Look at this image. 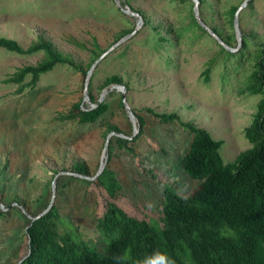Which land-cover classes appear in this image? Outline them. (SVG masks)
I'll list each match as a JSON object with an SVG mask.
<instances>
[{
	"label": "rangeland",
	"instance_id": "1",
	"mask_svg": "<svg viewBox=\"0 0 264 264\" xmlns=\"http://www.w3.org/2000/svg\"><path fill=\"white\" fill-rule=\"evenodd\" d=\"M141 16L139 29L94 68L86 95L98 100L111 85L125 87L134 123L113 90L107 111L92 124L66 118L83 103L85 75L111 45L135 29L138 18L114 0H0V37L23 50L46 43L80 71L58 65L33 82L9 80L46 58L0 48V264H19L28 254V216L51 201L57 236L69 233L89 247L105 248L108 235L97 220L113 204L130 216L161 225L165 191L187 197L200 181L183 173L180 160L192 135L162 123L147 110L176 114L221 141L223 164L251 148L244 136L264 100V0H199L197 15L231 52L195 18L190 0H119ZM239 34V36L237 35ZM83 103V105H82ZM110 133L105 168L119 189L109 196L101 184L66 173L80 168L93 177ZM60 240V239H59ZM187 264H191L184 258Z\"/></svg>",
	"mask_w": 264,
	"mask_h": 264
},
{
	"label": "trees",
	"instance_id": "2",
	"mask_svg": "<svg viewBox=\"0 0 264 264\" xmlns=\"http://www.w3.org/2000/svg\"><path fill=\"white\" fill-rule=\"evenodd\" d=\"M0 48L23 55L46 54L37 66H27L15 74L9 80L12 83H20L27 75L35 82L58 65L80 71L46 43L23 50L16 41L0 37ZM221 49L231 55L228 49ZM257 80L264 93V80L260 75ZM88 97L90 106L74 105L66 118L92 124L107 111L104 101L92 106L97 100ZM147 112L193 136L180 166L190 179L200 181L196 189L187 197L164 192L161 225L130 216L110 204L96 224L99 233L108 235L102 251L73 239L69 233L58 237L53 220L56 209L52 207L39 219L29 221V252L19 264H147L155 252L166 253L175 264H187L184 258L191 264H264V100L244 130L251 148L230 164L221 161L222 142L212 139L206 130L182 122L176 114ZM128 142L118 139L120 145ZM76 172L84 175L80 168ZM89 182L101 184L111 197L119 189L113 172L107 169Z\"/></svg>",
	"mask_w": 264,
	"mask_h": 264
},
{
	"label": "water",
	"instance_id": "3",
	"mask_svg": "<svg viewBox=\"0 0 264 264\" xmlns=\"http://www.w3.org/2000/svg\"><path fill=\"white\" fill-rule=\"evenodd\" d=\"M194 3V13H195V18L197 20V22L203 27L205 28L214 38H216L218 40V42L221 44V46H223L224 48H226V46L220 41V39L217 37V35H215L211 30H209L207 27H205L203 25V23L200 21L198 15H197V10H198V6H199V0H190ZM250 0H245V2L239 6V8L236 10L235 12V15H234V24H235V28L237 30V25H238V15L240 13V11L247 5V3L249 2ZM117 8H119L123 13L125 14H128L132 17H136L138 18V23L135 27V29L133 30V32H131L130 34L122 37L120 40H118L116 43H114L113 45H111L105 52H103L96 60L95 62L91 65V67L89 68V70L87 71L86 75H85V82H84V99H83V103L87 101V99L89 97H87L86 95V92H87V86H88V83H89V79L92 75V72L94 70V68L96 67V65L103 59L105 58V56H107L112 50H114L115 48H117L120 44H122L125 40H127L128 38H130L132 35L135 34V32L139 29L140 25H141V16L138 14V13H135L133 11H131L129 9L128 6H122L121 3L119 2V0H114ZM237 35L239 36V34L237 33ZM227 49V48H226ZM113 90H116V91H119L121 93V101H122V104L128 114V117L130 118V120L134 123V114L132 112V110L129 108V106L126 104V101H125V87L122 86V85H111V86H108L107 88H105L101 94H100V97L99 99L97 100V103L95 105H92V106H97L100 102L103 101V98L111 91ZM82 103V105H83ZM117 136V137H121L123 138L121 135L119 134H116V133H110L107 138H106V141H105V145H104V149H103V154H102V158H101V162H100V166H99V169L97 171V173L93 176V177H87L85 175H82V174H78V173H66L68 175H72V176H75V177H78V178H81V179H85V180H89V181H92L94 179H96L101 173L102 171L104 170L105 168V163H106V152H107V149H108V144H109V139L111 136ZM54 197H55V188H54V183L52 184V196H51V201L49 203V205L47 206V208L40 214L36 215V216H28L29 219L31 221H34V220H37L39 219L40 217H42L43 215H45L47 212H49L53 206V201H54Z\"/></svg>",
	"mask_w": 264,
	"mask_h": 264
},
{
	"label": "clouds",
	"instance_id": "4",
	"mask_svg": "<svg viewBox=\"0 0 264 264\" xmlns=\"http://www.w3.org/2000/svg\"><path fill=\"white\" fill-rule=\"evenodd\" d=\"M147 264H175V261L166 253L155 252Z\"/></svg>",
	"mask_w": 264,
	"mask_h": 264
}]
</instances>
